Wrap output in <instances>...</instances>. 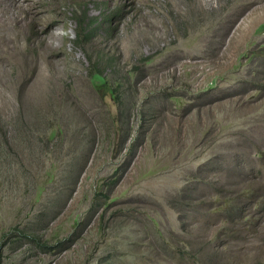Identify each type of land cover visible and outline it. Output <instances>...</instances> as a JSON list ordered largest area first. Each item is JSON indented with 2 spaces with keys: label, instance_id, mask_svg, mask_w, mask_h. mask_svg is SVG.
Returning a JSON list of instances; mask_svg holds the SVG:
<instances>
[{
  "label": "rangeland",
  "instance_id": "obj_1",
  "mask_svg": "<svg viewBox=\"0 0 264 264\" xmlns=\"http://www.w3.org/2000/svg\"><path fill=\"white\" fill-rule=\"evenodd\" d=\"M0 264H264V0H0Z\"/></svg>",
  "mask_w": 264,
  "mask_h": 264
},
{
  "label": "trees",
  "instance_id": "obj_2",
  "mask_svg": "<svg viewBox=\"0 0 264 264\" xmlns=\"http://www.w3.org/2000/svg\"><path fill=\"white\" fill-rule=\"evenodd\" d=\"M100 21L98 20H95V21H92L89 26L87 27L86 24L84 23V21L82 20H78L77 21V24L80 28V30L76 31L75 35H76V39L79 41V42H85L86 40L90 39L91 38V33H92V29L94 27H96L98 25ZM95 75L97 77H100V75L98 73H95ZM101 78L103 79L104 77L101 76ZM114 89V87H112V90ZM129 165V162L126 163V165L124 166V168H122L121 173L118 174L117 178L113 179L112 182H109L108 184V187L109 189L111 188V186H113L117 181L118 179L120 178V176L124 173V171L126 170V168L128 167Z\"/></svg>",
  "mask_w": 264,
  "mask_h": 264
},
{
  "label": "bare ground",
  "instance_id": "obj_3",
  "mask_svg": "<svg viewBox=\"0 0 264 264\" xmlns=\"http://www.w3.org/2000/svg\"><path fill=\"white\" fill-rule=\"evenodd\" d=\"M18 4H19V3H18ZM7 5L10 7V6H11V3H10V2H8V3H7Z\"/></svg>",
  "mask_w": 264,
  "mask_h": 264
}]
</instances>
